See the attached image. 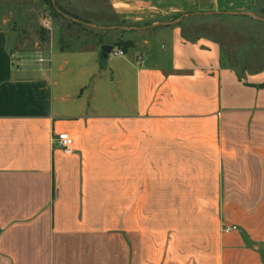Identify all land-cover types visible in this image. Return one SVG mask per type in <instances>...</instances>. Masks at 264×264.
<instances>
[{"label":"crops","instance_id":"crops-1","mask_svg":"<svg viewBox=\"0 0 264 264\" xmlns=\"http://www.w3.org/2000/svg\"><path fill=\"white\" fill-rule=\"evenodd\" d=\"M105 2L146 24L123 56L38 38L45 1L0 0V264H264V71L159 23L254 0Z\"/></svg>","mask_w":264,"mask_h":264},{"label":"rangeland","instance_id":"rangeland-1","mask_svg":"<svg viewBox=\"0 0 264 264\" xmlns=\"http://www.w3.org/2000/svg\"><path fill=\"white\" fill-rule=\"evenodd\" d=\"M42 1V0H41ZM44 1V0H43ZM64 11L76 16L97 29L87 30L73 27L70 20L58 14L53 17L51 4L45 2L44 8L38 14L37 37L44 39L52 38L56 34L70 44L72 48L80 46L89 48L99 39L104 44H114L117 42H132L135 39L147 38L148 34L135 33L145 25L129 26L115 22L113 13L105 0H53ZM221 15H187L180 14L171 18H163L159 23H172L181 16L185 17L172 25L179 26L181 33L189 41L204 39L212 43L219 52L221 65L230 69L236 76L243 77L257 72L264 71V22L254 19L248 15H230L229 11H214ZM207 13V12H196ZM192 13V14H196ZM237 14L250 13L264 20V0H254L251 10L245 12H235ZM68 17V16H67ZM47 18L50 22V29L45 30L40 25V19ZM116 24V25H115ZM84 27V26H83ZM125 28L126 30L110 29ZM51 34V35H50ZM155 35V34H154ZM23 38L24 35H18ZM35 37L31 36L29 39ZM122 50V47L115 48ZM259 238L262 237L258 236Z\"/></svg>","mask_w":264,"mask_h":264},{"label":"built area","instance_id":"built-area-1","mask_svg":"<svg viewBox=\"0 0 264 264\" xmlns=\"http://www.w3.org/2000/svg\"><path fill=\"white\" fill-rule=\"evenodd\" d=\"M41 26L45 30L50 29V22L47 20V18H42L41 20ZM115 56H123L124 53L121 50H116L113 53ZM53 143L56 147L60 148L64 154L70 155L73 153V140L72 137L67 133H60L55 135L53 139ZM236 230L235 226H225L223 228V231L225 233H228L230 231Z\"/></svg>","mask_w":264,"mask_h":264},{"label":"water","instance_id":"water-1","mask_svg":"<svg viewBox=\"0 0 264 264\" xmlns=\"http://www.w3.org/2000/svg\"><path fill=\"white\" fill-rule=\"evenodd\" d=\"M51 3H52V7H53V9L55 10V12L57 13V14H59V15H61V16H63V17H65V18H67L68 20H71V21H73V19L72 18H70V17H67L65 14H63L61 11H59V9L56 7V5H55V3H54V1L53 0H51ZM230 15H248V16H251V17H253L254 19H256V20H259V21H263L264 22V20H262V19H260V18H258V17H256V16H254V15H252V14H250V13H246V14H237V13H229ZM187 15H221V13H219V12H207V13H196V14H187ZM185 17V15H183V16H181L177 21H175V22H172V23H161V25H166V26H168V25H172V24H175V23H177V22H179V21H181L183 18ZM87 27H89V28H92V29H97V28H95L94 26H92V25H90V24H85ZM111 30L112 29H120V30H126L125 28H110ZM113 46H110V45H103V46H101V52H102V56L103 57H106L108 54H110L112 51H113Z\"/></svg>","mask_w":264,"mask_h":264},{"label":"trees","instance_id":"trees-1","mask_svg":"<svg viewBox=\"0 0 264 264\" xmlns=\"http://www.w3.org/2000/svg\"><path fill=\"white\" fill-rule=\"evenodd\" d=\"M46 3L48 4H51V7H52V3H51V0H44ZM56 7L59 9V11H61L63 14H65L66 16L72 18V19H75V20H79L81 22V24H76L74 23L73 21L70 20L69 24L73 25V26H77L79 28H84V29H87V30H91L89 27H87L85 24H88L86 22H83L81 21L80 19H78L76 16L64 11L62 8H60L58 5H56ZM53 9V7H52ZM54 10V9H53ZM53 17L54 18H57L58 17V14L53 11ZM84 26V27H83ZM99 44H103L101 42V39L98 40ZM112 46L116 47V48H119V47H122V51H126L128 48H130L132 46V42H124V43H120V42H117V43H114L112 44Z\"/></svg>","mask_w":264,"mask_h":264}]
</instances>
